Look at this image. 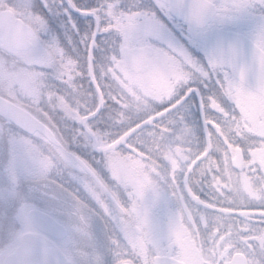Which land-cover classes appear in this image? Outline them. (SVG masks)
I'll return each mask as SVG.
<instances>
[{"label": "snow or ice", "instance_id": "6c2138e0", "mask_svg": "<svg viewBox=\"0 0 264 264\" xmlns=\"http://www.w3.org/2000/svg\"><path fill=\"white\" fill-rule=\"evenodd\" d=\"M0 264H264V0H0Z\"/></svg>", "mask_w": 264, "mask_h": 264}]
</instances>
